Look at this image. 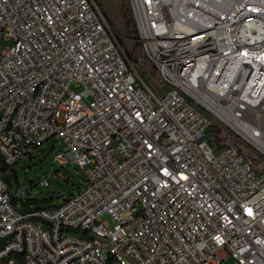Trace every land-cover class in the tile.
Returning a JSON list of instances; mask_svg holds the SVG:
<instances>
[{
  "label": "built area",
  "instance_id": "1",
  "mask_svg": "<svg viewBox=\"0 0 264 264\" xmlns=\"http://www.w3.org/2000/svg\"><path fill=\"white\" fill-rule=\"evenodd\" d=\"M129 6L140 56L97 0H0V264H264V0ZM53 137L84 189L18 208Z\"/></svg>",
  "mask_w": 264,
  "mask_h": 264
},
{
  "label": "rangeland",
  "instance_id": "2",
  "mask_svg": "<svg viewBox=\"0 0 264 264\" xmlns=\"http://www.w3.org/2000/svg\"><path fill=\"white\" fill-rule=\"evenodd\" d=\"M102 10L109 18L111 24L121 38L124 47L133 55H142L137 41L138 33L136 25L129 6V0H97ZM12 41H3L1 47L11 45ZM145 78L151 82L152 86L158 87L159 77L156 72L150 73L147 69V63L141 66ZM217 141L230 144L239 143L232 134H226L220 129L213 131ZM247 151L254 154L246 147ZM65 150V146L57 137H53L37 147L35 153L30 157L25 155L14 166L9 168L6 181L14 190L16 198L24 195L27 198H36L33 202V208L48 209L57 204H63L71 195H77L83 189V183L86 179L85 170L72 164H61L55 160L58 152ZM48 180L50 186L42 187L40 183ZM18 208H21V202H17ZM104 219L110 220L109 215ZM232 256H228L224 264H234Z\"/></svg>",
  "mask_w": 264,
  "mask_h": 264
},
{
  "label": "trees",
  "instance_id": "3",
  "mask_svg": "<svg viewBox=\"0 0 264 264\" xmlns=\"http://www.w3.org/2000/svg\"><path fill=\"white\" fill-rule=\"evenodd\" d=\"M109 19V18H108ZM110 21V20H109ZM0 161H2L1 159V155H0ZM15 197V196H14ZM16 201H20L21 202V207L23 208V210L27 211V210H39L40 208H33L32 204L33 202L37 201L36 198H27L24 195H21L20 198H16Z\"/></svg>",
  "mask_w": 264,
  "mask_h": 264
}]
</instances>
